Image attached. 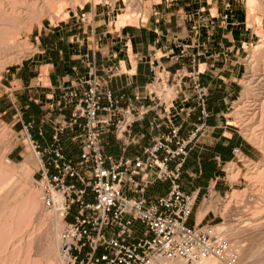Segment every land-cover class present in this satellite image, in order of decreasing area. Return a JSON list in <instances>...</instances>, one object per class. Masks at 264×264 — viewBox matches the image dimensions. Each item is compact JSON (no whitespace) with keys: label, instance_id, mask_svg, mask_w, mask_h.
<instances>
[{"label":"crops","instance_id":"crops-1","mask_svg":"<svg viewBox=\"0 0 264 264\" xmlns=\"http://www.w3.org/2000/svg\"><path fill=\"white\" fill-rule=\"evenodd\" d=\"M192 1L150 4L138 23H118L104 7H83L80 14L45 25L36 32V50L0 77V118L19 132H25L26 122H33L28 134L41 148L58 143L67 157L77 160L84 132L69 123L73 105L66 106L62 95L67 90L82 93L88 88L93 82L92 66L97 85L128 97L147 95L146 85L156 64L171 72L194 73L210 86L211 115L187 156L180 183L187 192L199 189L203 194L217 179V190L224 192L232 181L221 177L222 164L234 159L233 149L240 147L251 159L256 157L255 146L225 123L228 104L240 92L243 39L230 15L232 3L195 9L194 1L191 9L181 6ZM212 9L219 14L212 15ZM193 103L192 80L185 77L173 103H165L166 114L164 107H155L134 124L133 133L140 141L130 145L125 155L141 154L143 146L169 130L170 122H181L182 131H189L197 118L196 113H188ZM105 118L100 116L102 128L107 130ZM103 140L108 153H123V142L112 131L104 132ZM24 150L15 147L11 156L19 159ZM168 190V182L156 181L146 195L157 196ZM193 220L194 216L190 222Z\"/></svg>","mask_w":264,"mask_h":264},{"label":"built area","instance_id":"built-area-1","mask_svg":"<svg viewBox=\"0 0 264 264\" xmlns=\"http://www.w3.org/2000/svg\"><path fill=\"white\" fill-rule=\"evenodd\" d=\"M161 69L157 72L154 67L145 97L114 95L97 85L94 66L93 82L88 88L82 93H63L64 104L73 105L69 123L84 132L77 160L67 157L58 143L41 148L28 134L34 123L24 124L40 159L36 181L42 204L64 219L60 264H201L210 258L221 264L236 261L233 241L226 230L219 228V222H213L218 214L209 221H199L202 205L216 200L219 207L228 189L222 193L217 190V179L203 194L199 189L187 192L180 183L187 156L208 126L210 86L197 74ZM185 77L191 78L194 90V103L188 113L197 115L191 129L183 132L181 122H170L165 115L171 123L169 130L143 146L141 154L126 156L128 147L140 141V136L133 133L134 124L155 107H164L166 114L167 92L176 93ZM102 114L107 130L102 128ZM106 131H112L123 142L121 155L106 151ZM233 153L234 159L250 160L240 147H235ZM228 162L222 164L224 172ZM156 181L168 182L169 190L147 196Z\"/></svg>","mask_w":264,"mask_h":264},{"label":"rangeland","instance_id":"rangeland-1","mask_svg":"<svg viewBox=\"0 0 264 264\" xmlns=\"http://www.w3.org/2000/svg\"><path fill=\"white\" fill-rule=\"evenodd\" d=\"M160 1L171 3L173 0H0V16L3 13L4 16L1 17L6 16L4 22L0 18V28L1 22L6 26L10 24L9 28L5 27L9 29L8 32L2 27L7 34L9 33L8 36L1 31L7 36V38L3 36V40L6 38L4 43L7 40L6 43L10 45L6 46L8 50L0 52L2 53L0 54V77L6 71L17 67L36 50V32L47 24L59 23L75 13L80 14L83 7H94L96 10L103 7L109 9L112 20L115 19L118 23H121V19L118 18L121 13L135 14L127 23H138L140 19L145 18V12L148 11L150 4ZM194 1L197 6L195 9H201L207 5L215 8L232 3L234 9L231 10L230 15L234 16L236 30L243 39L240 92L228 104L225 111V123L229 121L231 123L229 126L236 129L238 135L243 136L245 141L255 146L256 157L250 160L236 158L232 163L225 165L229 172L226 176L232 181V187L228 188L224 202L220 203L219 208L208 213L207 210L215 206V203H212L214 206L201 213L203 220L211 219L218 214L213 222H219L218 225L225 226H223L224 230L229 234L238 251L240 245L251 248V246L256 247L257 244L256 238L252 237L254 240H251L249 232L247 233L248 226L243 225L246 224L245 213L251 211L256 217L264 213V0H254L253 3H249L248 0H193L190 5L185 3L181 6L191 9ZM212 11L215 10L212 9ZM218 14L219 11L216 10L212 15ZM8 18L12 19L9 20L11 23L8 20L6 22L5 19ZM10 28H13L11 32H9ZM2 33H0L1 36ZM13 45H16L15 48L12 47ZM1 47L0 51L3 48ZM158 67L162 70V66ZM166 102L168 103L169 100ZM171 103L173 101L168 104ZM10 143H15L12 149H9ZM27 143L31 144L28 134L14 130L0 118V177L3 173L5 174L3 178L6 176L5 181L0 184V264H47L44 247L52 235L51 214L53 212L45 209L42 204L41 189L36 181L40 165L35 167L30 166L28 162H22L27 151L30 152L33 149V146L31 145L32 149H30ZM15 147L19 150L25 149L23 157L13 159L11 151ZM28 158L29 155L26 159ZM221 172L224 171L221 170ZM225 223H231V225L228 226ZM232 224H237V227L233 226L236 228L233 232ZM62 229L63 227L59 228V234ZM59 247L60 235L58 251ZM242 256L237 255L238 260L236 259L233 264H238ZM213 260L218 262L213 258L210 261Z\"/></svg>","mask_w":264,"mask_h":264},{"label":"bare ground","instance_id":"bare-ground-1","mask_svg":"<svg viewBox=\"0 0 264 264\" xmlns=\"http://www.w3.org/2000/svg\"><path fill=\"white\" fill-rule=\"evenodd\" d=\"M125 1V0H124ZM35 2V1H34ZM248 2L249 3H253L254 2V0H248ZM138 3V2H137ZM10 5V4H9ZM12 6V5H11ZM22 6V5H21ZM18 11H20V9L18 10ZM21 11H22V9H21ZM30 11V10H29ZM33 11V10H32ZM36 12V11H35ZM2 13V12H1ZM25 13V12H24ZM137 13V12H136ZM4 14V13H3ZM2 14V15H3ZM29 14H31V13H29ZM1 15V16H2ZM6 15V14H5ZM133 15V14H132ZM0 16V18H2ZM4 16V15H3ZM132 17L133 16H131V14H129V13H127V14H125V16H120V19L122 20V22L123 23H127V21L128 20H132ZM4 18H6V16L4 17ZM4 18H2L3 19V22H4ZM17 18H19V17H17ZM1 19V20H2ZM21 19V18H20ZM6 20V22H7V20L9 21L10 19L8 18V19H5ZM12 20V19H11ZM10 20V21H11ZM9 21V23H11ZM15 22H17V21H15ZM20 22V21H19ZM8 23V24H9ZM13 23V22H12ZM7 24V23H6ZM4 23H2L1 22V26L2 27H8V26H6V25H4ZM12 25V24H11ZM1 27V28H2ZM12 27V26H11ZM0 28V33H2V32H4V33H6L5 31H7L8 32V30L9 29H4L3 30V28L1 29ZM9 28V27H8ZM13 28H10V31L9 32H11V30H12ZM2 31V32H1ZM7 34V33H6ZM6 34L4 35L3 33H2V36H1V34H0V42L3 40V36L5 37L6 36ZM9 35V33L7 34V36ZM7 36H6V38H7ZM17 36V35H16ZM6 38H4V40L6 39ZM12 38V37H11ZM4 40L0 43L1 45H2V49H1V51L0 52H2V51H4V50H8V48L6 47V46H9L10 44L8 43H6L7 42V40H6V44L4 43ZM9 40H10V38H9ZM16 42V41H15ZM17 44V43H16ZM14 46H16V45H13L12 47H14ZM15 48V47H14ZM10 49V48H9ZM13 49V48H12ZM15 51V50H14ZM8 52V51H7ZM12 52H13V50H12ZM3 53V52H2ZM2 53H0V54H2ZM5 53H6V51H5ZM9 55H11V54H9ZM3 56V55H2ZM13 56V55H12ZM4 57H6V55L4 56ZM4 60H6V59H4ZM2 62V61H1ZM2 66V65H1ZM158 66H156V71L157 72H159V70H158ZM161 68V67H160ZM157 75H161L160 73H157ZM262 80V79H261ZM175 99V91L174 90H169L168 92H167V95H166V100L168 101L169 100V102H171V101H173ZM168 102V103H169ZM263 105V104H262ZM264 108V107H263ZM237 110V109H236ZM226 123H228V124H231L229 121H226ZM5 131V130H4ZM14 141V140H13ZM11 144V143H10ZM14 144L15 143H12L11 145H9L10 146V148L9 149H11L13 146H14ZM30 143H27V145H28V147L30 148V149H32V146H31V144L29 145ZM7 145V144H6ZM8 146V147H9ZM7 150H8V148H7ZM34 149H32V150H30V152L29 151H27V154H26V157H25V159L22 161V162H28L29 163V165L30 166H35V167H38L39 165H40V159L38 158V156H37V153L35 152V151H33ZM3 153V152H2ZM1 154V153H0ZM29 155V158L28 159H26L27 158V156ZM31 161H35V162H31ZM235 160V159H234ZM234 160H232V161H230V162H228L227 164H229V163H232ZM9 161H11L12 162V160H10V158H9ZM21 164H19V166H20ZM23 166H24V164H23ZM27 166H25V168H26ZM22 168V167H21ZM2 171V170H1ZM27 171V170H26ZM29 172V171H28ZM9 173V172H8ZM229 172H228V170L226 169V171L224 172V175H221V177H223V178H227L228 179V177L226 176V174H228ZM3 175H5L4 173H3ZM3 175L1 174V177H0V184L1 183H3L4 181H5V177L3 178ZM8 175V174H7ZM16 177V176H15ZM12 180H13V178H12ZM230 180V179H229ZM34 192V191H33ZM31 195V194H30ZM235 197V196H234ZM39 198V197H38ZM236 198V197H235ZM262 198V197H261ZM30 198H28V200H29ZM33 199V198H32ZM31 199V200H32ZM32 202V201H31ZM36 202V201H35ZM34 202V203H35ZM216 202V200H210L209 202H206V203H204L203 205H202V207L199 209V221L200 220H203V217H201V213L203 212V211H205L207 208H209V207H211V206H214V205H212V203H215ZM258 202V201H257ZM223 203V202H222ZM38 204V203H37ZM256 204V203H255ZM29 206V205H28ZM257 206V205H256ZM32 207L34 208V205H32ZM36 207V206H35ZM44 207V206H43ZM216 207V208H215ZM220 207V206H219ZM219 207H217V205H216V203H215V206L213 207V208H210L209 209V211L210 210H215V209H217V208H219ZM29 208V207H28ZM263 208H264V206H263ZM30 209H31V207H30ZM249 209V208H248ZM29 210V209H28ZM208 210H207V212H209ZM247 211V210H246ZM250 211V210H249ZM253 211H255V210H253ZM53 212V211H52ZM242 212H244V210L242 211ZM258 213V212H257ZM259 214V213H258ZM51 216H52V228H51V236L48 238L49 239V241H48V243H47V245H46V247H44V254H45V258H46V262H47V264H58V263H60V258H59V251H58V243H59V228H61V227H63V225H64V219L62 218V216H61V214H59L58 212H53L52 214H51ZM40 217V216H39ZM230 217H232V216H230ZM245 218H244V220L246 221V224L244 223L243 225H246V227L248 226V228H247V233L249 232V235L251 236V238L253 237H255L254 239H255V241L257 240V244H256V247L254 248V247H252L251 246V248L250 247H246L247 245H240L239 246V249H238V251H237V253L239 252V254L243 257H241V259H239L240 261H238L239 263L238 264H264V213H262V215L260 216V217H256V215H254L251 211H250V213L247 211L246 213H245V216H244ZM202 218V219H201ZM233 219V218H232ZM240 219V218H239ZM237 220V219H236ZM50 221V220H49ZM242 221H243V219H242ZM245 221H243V222H245ZM241 223V222H240ZM226 224V223H225ZM230 225H231V223H229ZM229 224H226V225H228L229 226ZM237 224H235V225H233L232 224V226L231 227H235ZM219 226V228L220 229H223L224 230V225L223 224H219L218 225ZM224 226V227H223ZM231 228V231L233 232V230L235 231L236 230V228ZM237 227V226H236ZM245 227V228H246ZM228 228V227H227ZM242 229V228H241ZM245 230V229H244ZM230 231V230H229ZM231 232V233H232ZM228 234V233H227ZM228 236H229V234H228ZM247 238H249V237H247ZM251 239V240H254V239ZM237 240V239H236ZM255 241H254V243H255ZM237 242V241H236ZM240 242V241H239ZM252 243H253V241H251ZM238 243V242H237ZM241 243V242H240ZM239 254H238V256H239ZM211 260V258L210 259H206L205 261H203L201 264H219V262H216L215 260H213V261H210ZM238 260V259H237ZM236 264V263H235Z\"/></svg>","mask_w":264,"mask_h":264}]
</instances>
